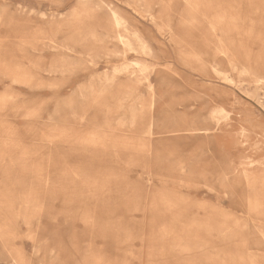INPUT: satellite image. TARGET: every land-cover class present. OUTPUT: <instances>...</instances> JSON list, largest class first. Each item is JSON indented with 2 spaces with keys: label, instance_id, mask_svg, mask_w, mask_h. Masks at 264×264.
<instances>
[{
  "label": "rangeland",
  "instance_id": "374dc122",
  "mask_svg": "<svg viewBox=\"0 0 264 264\" xmlns=\"http://www.w3.org/2000/svg\"><path fill=\"white\" fill-rule=\"evenodd\" d=\"M0 264H264V0H0Z\"/></svg>",
  "mask_w": 264,
  "mask_h": 264
}]
</instances>
